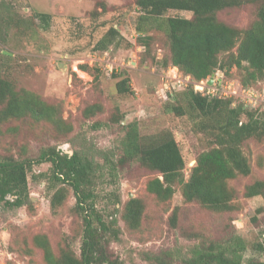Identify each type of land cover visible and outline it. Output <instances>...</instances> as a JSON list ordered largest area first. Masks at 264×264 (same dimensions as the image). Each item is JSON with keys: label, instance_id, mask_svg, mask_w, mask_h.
<instances>
[{"label": "rangeland", "instance_id": "374dc122", "mask_svg": "<svg viewBox=\"0 0 264 264\" xmlns=\"http://www.w3.org/2000/svg\"><path fill=\"white\" fill-rule=\"evenodd\" d=\"M96 1L0 0V77L55 104L61 117L73 125L66 137H73L75 144L60 139V133L48 123L27 116L9 118L0 120V156L37 157L39 150L48 145L71 151L82 144L83 137L99 149L118 152L125 130L111 117L121 115V123L135 122L139 134L146 139L171 131L185 159L186 178L197 153L207 147V136L193 132L190 114L176 116L168 100L161 96L166 69L161 60L167 55L168 46L164 32L152 30L151 46L141 47L137 41L141 13L134 0H105L106 11L92 16ZM43 12L50 14L46 27L40 21L39 13ZM166 15L190 17L191 12L168 10ZM254 16L253 5L217 12L220 20L240 28L249 25ZM110 26L118 28L124 36L121 44H113L104 51L96 49L95 44ZM234 71L235 67L229 70L236 76ZM124 74L130 77L132 93L116 90V81ZM257 84L264 85V79ZM259 93L263 98L257 100L246 95L249 108L264 101V90ZM96 102L102 110L84 117L81 112L84 106ZM242 148L252 172L230 181L240 193L235 200L237 209L231 213H213L196 203L185 202L180 185H176L170 199L156 201L145 191L150 172L135 162L125 164L116 177L106 176L95 186L94 199L102 216L109 219L115 215L116 227L120 228L119 239L109 243V250L123 264H152L142 253L167 248L186 251L200 238L218 239L236 231L248 244L246 257L256 255L264 259V252L252 248L257 242L264 247V198L242 195L245 184L264 179V140L249 139ZM49 167V162L35 163L32 173L46 172ZM47 185L45 178L29 180L32 208L10 207L0 202V264H45L42 252L31 248L32 237L38 232L48 234L54 246L63 234H74L73 246L78 250L80 218L72 209L73 191L69 187L63 205L52 210ZM119 194L123 200L138 196L146 201L145 216L136 231L125 227L121 205L117 204L118 212H114L115 196ZM177 206V221L172 226L169 217Z\"/></svg>", "mask_w": 264, "mask_h": 264}, {"label": "trees", "instance_id": "16d2710c", "mask_svg": "<svg viewBox=\"0 0 264 264\" xmlns=\"http://www.w3.org/2000/svg\"><path fill=\"white\" fill-rule=\"evenodd\" d=\"M96 3L92 16L107 9L105 0ZM134 4L142 20L138 26L139 46H151L152 30L165 34L168 46L167 55L161 60L166 68L163 74L176 67L182 76L189 75L199 81L219 72L223 74L222 82L233 83L237 93L202 94L191 82L166 88L162 79L161 96L168 100L172 112L181 117L189 113L191 130L207 136V147L197 153L186 178L185 159L171 131L146 139L139 134L135 122L121 123V115L111 117L125 130L118 152L99 149L83 137L84 143L74 146L71 153L48 145L39 150L37 157L22 153L20 157L0 156V202L5 205L32 208L28 184L34 177L47 179L52 210L63 205L69 187L73 191L72 209L80 218L78 250L73 246L74 234H63L54 246L48 234L38 232L32 237L31 248L42 252L45 264H123L108 247L111 241L119 239L117 218L112 214L105 219L98 211L94 188L106 176L116 177L125 164L135 162L150 172L145 191L156 201H167L176 185H180L185 202L196 203L213 213H231L237 209L235 200L240 193L230 181L252 172L242 146L249 139L264 140V101L249 108L251 105L247 106L243 97L244 90L253 88L257 92L255 100L263 98L259 92L264 90V85L257 83L264 79V0H134ZM241 5L255 7V16L246 27L240 28L217 17V12ZM168 10L190 11L191 16L166 15ZM39 16L46 27L50 14L43 12ZM123 38L118 28L110 26L95 48L107 50L113 44L120 45ZM232 67L236 76L229 72ZM129 81V75H121L115 84L117 92L132 93ZM99 110L102 106L96 102L87 103L81 112L87 118ZM26 116L55 127L60 139L74 144L73 137H66L73 125L61 117L55 104L0 77V120ZM42 161L49 162L48 171L32 173V166ZM242 195L264 198V179L245 184ZM117 204L122 206L120 216L125 227L138 230L145 216L146 201L138 196L123 200L119 194L115 196L114 212H118ZM178 209L175 207L169 217L172 226L177 221ZM247 248L245 239L232 231L218 239L200 238L186 251L167 248L142 254L152 264H264L259 256L246 257ZM252 248L264 252L262 242L253 244Z\"/></svg>", "mask_w": 264, "mask_h": 264}, {"label": "built area", "instance_id": "2783aa9c", "mask_svg": "<svg viewBox=\"0 0 264 264\" xmlns=\"http://www.w3.org/2000/svg\"><path fill=\"white\" fill-rule=\"evenodd\" d=\"M164 87L169 88V83H172V86L177 85H186L188 82H191L193 84V87L195 90L200 91L202 94H220V95H230V94H236L238 88H234L231 90V87L233 86V83L228 82H222L223 74L219 72H214L212 75V82L209 84L208 80L211 77H208L206 79H202L199 81L192 80L189 75L182 76L176 67H170L166 73L164 74ZM209 84L207 87L206 85ZM218 85V86H217ZM234 87V86H233ZM207 88V89H206ZM244 100L247 102L246 95H251L252 99H256L257 92L255 89H248L244 90ZM248 103V102H247Z\"/></svg>", "mask_w": 264, "mask_h": 264}, {"label": "water", "instance_id": "95a60500", "mask_svg": "<svg viewBox=\"0 0 264 264\" xmlns=\"http://www.w3.org/2000/svg\"><path fill=\"white\" fill-rule=\"evenodd\" d=\"M4 53H7L6 51H4ZM213 75V74H212ZM212 75H211V77L209 78V80H208V83L210 84L211 82H212ZM72 151H69V153H71Z\"/></svg>", "mask_w": 264, "mask_h": 264}]
</instances>
